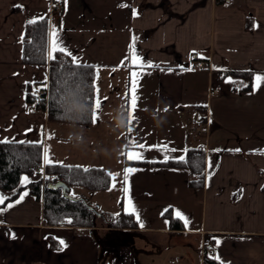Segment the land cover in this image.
<instances>
[{"label": "crops", "instance_id": "0c3cea01", "mask_svg": "<svg viewBox=\"0 0 264 264\" xmlns=\"http://www.w3.org/2000/svg\"><path fill=\"white\" fill-rule=\"evenodd\" d=\"M53 1L0 0V141L43 143V165L47 151L57 164L103 167L115 175L106 190L114 193L115 217L132 213L139 227L43 225L42 204L26 189L15 199L27 191L19 204L0 212V264H101L114 245L100 239L109 236L128 263L140 252L142 260L152 256L156 264H203L206 255L223 264H264V82L254 88L256 75H264V0H63L61 18L54 15ZM41 17L49 20L48 56L56 30L71 59L96 66L95 85L104 77L96 87L99 113L125 90L123 125L99 113L90 126L52 123L45 111L28 109L27 87L46 84L48 66L23 62L22 36L28 21ZM130 45L145 64L156 65L143 69L135 93V108L143 103L158 118L154 132L128 124L130 74L140 71L131 64ZM199 60L207 67L191 69ZM233 70L253 72L251 91L237 89L241 78L224 75ZM210 89L219 92L211 96ZM194 105L205 106L202 121ZM198 127L201 132H195ZM197 147L204 150L198 187L189 185L187 169L126 163L125 153L142 152V159L131 161H165L149 151L175 149L168 153L173 159ZM128 168L136 171L125 184ZM129 200L135 213L128 210ZM89 205L111 214L100 203ZM167 209L182 229L170 225ZM49 237L59 249L50 248ZM203 246L211 251L202 257Z\"/></svg>", "mask_w": 264, "mask_h": 264}, {"label": "trees", "instance_id": "16d2710c", "mask_svg": "<svg viewBox=\"0 0 264 264\" xmlns=\"http://www.w3.org/2000/svg\"><path fill=\"white\" fill-rule=\"evenodd\" d=\"M55 1V0H54ZM228 0H216L220 4ZM37 19V23L25 26L22 44V60L29 65H47L48 81L38 87L46 88L47 94L36 99L31 86L27 87L25 101L28 109L45 111L47 120L52 123H65L90 126L96 122L93 119L94 101L96 99L95 80L97 68L91 64L73 63L69 55L54 53V59L48 56L49 20L47 17ZM253 20L247 19V26ZM224 75L241 78L243 85L237 87L242 92L252 89L253 72L227 71ZM204 119V105H194ZM184 160L178 158L165 161H131L144 165H155L176 169H187L191 175L189 185L202 186L204 170V150L201 147L188 148ZM43 143L9 142L0 143V190L10 192L7 203L15 200L23 190H28L37 202L42 204L41 222L46 226H64L74 228L110 227L113 229H136L138 221L132 213L121 212L117 217L97 215L91 206L82 198L72 197L69 190L65 193L62 188L52 185L61 182L68 189L81 187L88 191H106L112 183L110 172L103 167H84L53 163L45 164V176L41 177L31 170L37 163H42ZM264 178V171H261ZM28 177L30 183L22 184V177ZM264 188V186H263ZM170 225L175 229H182V222L165 211ZM71 221L70 223L68 221ZM50 248L57 250L60 244L52 237L48 238ZM203 264H220L211 257L204 256Z\"/></svg>", "mask_w": 264, "mask_h": 264}, {"label": "rangeland", "instance_id": "374dc122", "mask_svg": "<svg viewBox=\"0 0 264 264\" xmlns=\"http://www.w3.org/2000/svg\"><path fill=\"white\" fill-rule=\"evenodd\" d=\"M104 83V77H100L99 79H97V84L96 87L98 89V87L100 88L102 86V84ZM125 90L124 89H119V91L114 94L113 96H111V98H109L106 102V105L104 108H102L101 112L99 113L96 112V115L102 117V119L104 120H110L112 118L115 119V121L117 120L118 123H121L123 125V113H122V105H125V98L127 96V94L125 95ZM110 94H112L111 92H108ZM131 105V102H130ZM129 110L127 111L128 114V122H129ZM132 115V119L131 122L128 123L130 124V126L132 127L134 125V123L136 122L137 125L139 127H143L146 126V132H153L156 130V127H152V125L155 122H158V118H155L154 112H151L150 110H148V106L143 104V103H138V107L135 108V110L131 113ZM148 117V118H147ZM135 130V128H134ZM120 135V133L118 134ZM158 151V153L154 152V153H150V155H157V156H165L163 155L165 153V151H163L162 149H158L155 150ZM169 153V152H168ZM170 154V153H169ZM115 171V170H114ZM171 189V187H170ZM69 190V195L72 197H78V198H82L84 199L86 202H88L91 205H97V203H100L102 205V207H106V211H109V213H111L109 216H111L112 218H114L118 212V208L116 207L115 203H111L112 202V194H114L112 191H98V192H93V191H88L84 188L81 187H71L68 189ZM166 197L168 199L171 198V192L168 191L166 189ZM100 241L102 242V244L108 245L111 242V245H114L112 248V251L110 254L105 255V257L102 259V263L101 264H153L152 263V256L150 260L145 261L144 259V263L143 260L141 259V254H139L140 252H136L133 257H131L130 259V263H128V259L126 258V256L124 255V250L122 248V246L116 242L117 240H115V237H102L100 239ZM117 258V259H116ZM120 261H119V260ZM155 259V258H154ZM126 262V263H124ZM154 262V261H153ZM155 263V262H154ZM156 264V263H155Z\"/></svg>", "mask_w": 264, "mask_h": 264}, {"label": "snow or ice", "instance_id": "6c2138e0", "mask_svg": "<svg viewBox=\"0 0 264 264\" xmlns=\"http://www.w3.org/2000/svg\"><path fill=\"white\" fill-rule=\"evenodd\" d=\"M18 7H22V6H18ZM39 19H43V18L41 17ZM28 23L29 24L37 23V19L29 20ZM58 37H59L58 31L53 30L51 32L50 50H49V58H51V59H54L55 58L53 54L56 53V52L65 53L66 55L71 56V53L70 52H67V50L62 46V42L59 40ZM22 39H23V36H22ZM129 52H130L131 64L133 66H135L136 68L140 69V71H133L130 74V77H131V80H132L131 105H130V110H129V118H130L129 119V123H130L131 122V119H132L131 113L135 110L136 101L138 99V97L135 95V93H136V88L138 86L139 77L143 74V69H145V68H151V67H156V65L151 64V62L145 64L142 61V59L139 57V55L135 52L134 45H130L129 46ZM76 60H77V58L73 56L72 57L73 63H76ZM188 70L190 71L191 69H188ZM169 71H171V69H169ZM255 80L257 81V83L254 85V88H257V87L260 86V82H264V75L257 74L256 77H255ZM36 91H39V90H36ZM94 105H95V107H94V111H93V119L95 120V119H97L96 112L100 108V101H99L98 98L94 101ZM9 142L15 143L16 141L15 140L9 141L7 138H5L4 141H0V143H9ZM21 143H23V142H21ZM153 147H160V146H153ZM138 148L144 149L145 148V145H142V144L141 145H138ZM162 150L165 151V159L166 160L168 158H170L168 156V152L175 151V149H167V148H162ZM236 151H239V149H237ZM257 151H262V150H257ZM125 155H127V158L129 160H139V159H142V152H140V151H134V152H130V153H125ZM178 159H180L181 161H183L184 160V157L181 156ZM44 163L47 164V165H50V164H53L54 163V161L47 154V151H45V153H44ZM133 171H136V169L128 168V169H125L124 170V183L125 184H127V180H128L129 174H131ZM110 175H112V178L115 181V175H113V174H110ZM21 183L22 184H27V183H30V181H29L28 177L25 176V177H22ZM124 191L127 192V191H129V189L126 187L124 189ZM27 195H28L27 191L23 192L20 195L19 199L15 200L12 203H8L6 205V207H0V212L7 211L8 208L13 207L15 204H19L24 199V197L27 196ZM6 200H8V197L5 196L4 194H0V205H4V203H5ZM128 210L131 211V212H133V213L136 212V209L132 205L131 200H129ZM177 215L179 216L181 214L180 213H177ZM137 219H139L138 216H137ZM68 222L70 223L71 221L69 220ZM12 238L13 239L16 238L15 237V234H12ZM60 243L64 247L67 246L64 243V241H60ZM216 243H217V245H219L220 244V241L217 240ZM216 259H219V257H216ZM220 264H223V261H221Z\"/></svg>", "mask_w": 264, "mask_h": 264}, {"label": "built area", "instance_id": "2783aa9c", "mask_svg": "<svg viewBox=\"0 0 264 264\" xmlns=\"http://www.w3.org/2000/svg\"><path fill=\"white\" fill-rule=\"evenodd\" d=\"M53 12L56 18H61L64 13V1L63 0H55L53 1ZM191 69H204L207 67L206 62L204 61H194L190 65ZM39 90V91H36ZM32 94L35 96L36 99H39L41 96L47 94L46 88H41L37 86L31 87ZM219 92V89H210L208 94L209 95H215ZM35 93V94H34ZM202 128L198 127L195 129V132H201ZM31 170L35 172L36 174H39L41 177L45 176V167L42 163H37L31 167ZM211 251V248L209 246H203L201 250L202 257L209 253Z\"/></svg>", "mask_w": 264, "mask_h": 264}, {"label": "water", "instance_id": "95a60500", "mask_svg": "<svg viewBox=\"0 0 264 264\" xmlns=\"http://www.w3.org/2000/svg\"><path fill=\"white\" fill-rule=\"evenodd\" d=\"M51 187H53V188H62L63 189V191H64V193L68 190V187L65 185V184H63V183H61V182H58V183H56V184H54V185H52ZM92 209H93V211L97 214V215H101L98 211H97V206H95V207H91Z\"/></svg>", "mask_w": 264, "mask_h": 264}]
</instances>
